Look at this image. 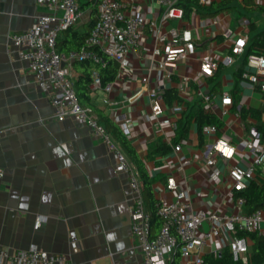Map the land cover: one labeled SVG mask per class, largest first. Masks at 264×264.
<instances>
[{
    "label": "crops",
    "instance_id": "obj_1",
    "mask_svg": "<svg viewBox=\"0 0 264 264\" xmlns=\"http://www.w3.org/2000/svg\"><path fill=\"white\" fill-rule=\"evenodd\" d=\"M223 1L208 0L206 7ZM255 1L264 5V0ZM239 2L236 12L206 18L193 12L186 18V25L197 37V55L178 62L173 80L158 79L154 68L158 58H142L134 52L130 72L114 86L118 93L114 97L118 102L116 107L105 104L104 91L89 89L94 106L119 126L128 127V140L142 159L148 176L154 179L152 188L157 201H172L173 194L167 189V183L174 176L178 186L187 192L192 211L225 214L232 201L229 168L233 165L247 168L254 161V155L246 147L252 131L257 130V121L250 116H237L233 107L227 115H222L220 103L217 117L221 124L217 134L203 133L201 139L193 122L180 153L173 150L164 158H148L156 141L166 142L159 126L147 118L152 94L157 95L165 115L175 123L179 116L172 110L174 104H166L164 92L179 91L178 82L185 78L189 89L185 100H198L199 92L211 91L212 76L198 75L201 61L220 59L228 52L223 35L229 32L245 35L249 44L264 31V13L244 10L242 0ZM44 12L37 0H0V170L4 172L0 179V248L20 251L37 247L51 254L66 255L72 264H146L147 256L131 231L133 195L128 177L115 173L113 153L90 128L74 118L56 119L47 94L38 87L28 63L19 57L12 43V35L32 28ZM160 12V6L152 0L147 18H157ZM82 13L72 30L88 33L92 14L89 10ZM170 25L180 26L177 21ZM244 61L245 55L232 68H223L220 76L223 93L233 94L237 86L235 74ZM81 73L74 63L71 76L76 83ZM144 77L149 79L146 85L142 82ZM142 89L143 94L129 100ZM238 96V110L264 107V94L248 83L239 84ZM261 119L264 122V114ZM164 131L169 133L172 129ZM217 140L233 146L235 154L232 159L221 162L223 174L220 182L214 183L206 156L208 147ZM182 158L191 159L193 165L182 166ZM38 218L44 221L35 228ZM261 234L264 235V222ZM221 249L218 240L206 249V254ZM175 255L169 256L165 264ZM188 263L180 258V264Z\"/></svg>",
    "mask_w": 264,
    "mask_h": 264
},
{
    "label": "built area",
    "instance_id": "obj_2",
    "mask_svg": "<svg viewBox=\"0 0 264 264\" xmlns=\"http://www.w3.org/2000/svg\"><path fill=\"white\" fill-rule=\"evenodd\" d=\"M161 12L154 19L147 18L151 12L152 0H98L97 18L83 48L70 52L58 50V39L62 33L75 27L81 20L83 13L77 0H37L45 12L38 18L36 24L29 30L12 35L11 40L18 49L19 57L26 61L34 75L38 87L47 94L55 109V117L59 121L74 118L79 124L90 128L113 153L116 165L115 173L128 177L132 191L131 231L147 256L146 264H165L167 258L180 251V256L188 264H203L207 248H212L219 240L222 249L211 254L220 257L228 249L236 263L249 264L251 260V243L240 232L260 233L264 222V210L254 214L246 212L245 197L235 198V192H243L249 183L257 178L261 171L264 174V141L258 130L252 131V138L247 143V151L254 155V161L242 168L233 165L229 168L232 180V201L229 211L194 212L188 204V194L182 190L174 176L168 178L167 189L173 194L172 201L160 200L157 204V215L161 219V228L155 233L152 228V214L147 210L144 198V183L136 164L126 155L120 144L112 137L99 122L98 116L91 107H84L80 103L78 93L71 76V67L77 62L92 61L101 67L108 65V58L115 60L118 74L115 81L106 87L97 70H93V82L89 86L92 92L104 91L107 94L105 104L109 108L118 105L115 100L117 91L115 83L124 78L131 70L132 53L137 52L142 58L147 56L158 58L154 68L158 72V79L173 80L177 75L178 62L197 55V37L193 29L186 25L185 12L179 7L180 0H155ZM206 6L208 0H199ZM173 21L179 27H172ZM182 25H185L182 27ZM224 46L228 52L220 59H203L199 76L213 77L221 68H232L237 59L247 51L248 38L245 35H235L231 32L224 35ZM243 83H248L254 90L264 94V55L252 54L241 76ZM187 79L178 82V95L183 103L172 106L175 114L181 117L188 102L189 93ZM142 82L149 83L148 77ZM143 89L134 94L129 100L143 94ZM151 112L148 121L159 126V133L166 137V142L172 145L176 153H180L186 140L173 145L176 137V125L164 113V107L156 94H152ZM198 99L205 103V109L217 116L219 103L222 105L220 114L227 115L234 105L233 95L225 92L211 95L198 93ZM240 109V108H239ZM240 117L239 111L235 113ZM120 128L127 136L128 127L121 124ZM165 128L172 129L166 132ZM219 127L209 125L204 127L207 136L217 134ZM128 138V137H127ZM206 165L211 169L210 178L219 183L222 177L221 162L234 157L235 148L222 141H215L208 147ZM182 166L189 167L193 161L181 159ZM4 172L0 170V179ZM44 220L38 218L35 228H39ZM75 246V245H74ZM0 264H72L66 255L48 253L37 247L29 250H10L0 248Z\"/></svg>",
    "mask_w": 264,
    "mask_h": 264
},
{
    "label": "trees",
    "instance_id": "obj_3",
    "mask_svg": "<svg viewBox=\"0 0 264 264\" xmlns=\"http://www.w3.org/2000/svg\"><path fill=\"white\" fill-rule=\"evenodd\" d=\"M80 6V10L86 11L89 10L92 14L90 21V31L93 28L96 18H97V6L98 0H77ZM243 9L249 12L260 11L264 13V5H259L255 0H242ZM179 7H182L185 12V17L189 18L193 12H197L202 17H216L217 15L230 12L233 9L240 6L239 0H225L221 3H213L211 6L206 7L202 6L199 3V0H180ZM74 28V27H73ZM70 28L64 33H62L58 39V50L60 52H70L72 50H77L85 46V42L89 36V33L74 32ZM66 36L62 37L63 34ZM252 54L264 55V31L259 33L247 46V51L245 54L244 64L246 65L248 57ZM108 65L106 67H101L92 61L86 62H77L76 67L81 70V76L78 83L74 80V84L78 93L80 103L84 107H91L95 114L98 116L99 122L106 128V130L112 135V137L120 144L125 153L128 154L129 158L136 164L138 167L141 178L144 183V198L146 202L147 210L152 214V228L155 233H157L161 228V219L157 215V204L153 192L154 179H151L144 167L142 159L138 156L134 148L131 146L130 141L127 136L124 134L120 126L110 119V117L100 108H97L92 104L91 92L89 91V86L93 82L92 72L97 70L101 81L102 86L106 87L107 85L113 83L117 77L119 65L118 63L108 58ZM243 64V65H244ZM242 67L236 72V83L237 86L233 91V111L240 113L243 118L248 116L255 119L257 122V130L260 133L262 140L264 141V122L262 121V115L264 114V107L261 109H247L241 107L239 110L238 105L240 98L239 94V84L242 82L241 76L243 73L244 67ZM223 68L215 73V75L210 79L209 83L211 86V95L222 94V87L220 76L222 74ZM77 84H79L78 87ZM84 85V87H82ZM163 99L165 100L168 106H172L176 103H183V100L179 97L178 91L176 89L166 90L163 94ZM186 109L182 112L181 117H179L176 122V137L173 140V145L180 143L182 140H186L189 136L190 125L195 123L198 128V133L200 138H203V129L209 125L220 126L221 120L212 112H209L205 109V103L202 99H198L194 102H187ZM173 147L163 140H158L152 146V150L148 155L149 159H156L157 157H167L172 153ZM235 198L245 197L247 200L246 203V212L248 214H254L259 210H264V174L259 171L257 178L251 181L247 189L243 192H235ZM241 237H246L250 240L252 247V255L249 264H264V235L256 233H246L240 232L238 234ZM180 251H178L173 260L169 264H180ZM203 264H242L234 262L231 253L228 249H225L222 252L220 257H216L214 254H207L204 257Z\"/></svg>",
    "mask_w": 264,
    "mask_h": 264
},
{
    "label": "rangeland",
    "instance_id": "obj_4",
    "mask_svg": "<svg viewBox=\"0 0 264 264\" xmlns=\"http://www.w3.org/2000/svg\"><path fill=\"white\" fill-rule=\"evenodd\" d=\"M231 12H236V9L231 10Z\"/></svg>",
    "mask_w": 264,
    "mask_h": 264
}]
</instances>
